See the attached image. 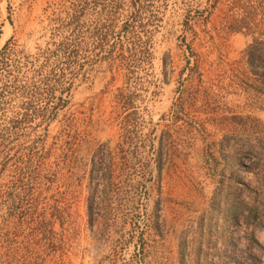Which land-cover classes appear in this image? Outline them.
<instances>
[{
	"label": "rangeland",
	"instance_id": "obj_1",
	"mask_svg": "<svg viewBox=\"0 0 264 264\" xmlns=\"http://www.w3.org/2000/svg\"><path fill=\"white\" fill-rule=\"evenodd\" d=\"M10 38L0 264H264V214L248 215L264 157L257 178L244 166L264 149L263 68L246 62L264 0H0V51Z\"/></svg>",
	"mask_w": 264,
	"mask_h": 264
},
{
	"label": "trees",
	"instance_id": "obj_2",
	"mask_svg": "<svg viewBox=\"0 0 264 264\" xmlns=\"http://www.w3.org/2000/svg\"><path fill=\"white\" fill-rule=\"evenodd\" d=\"M237 18V17H236ZM186 24H188L187 22L188 21H185ZM128 25V22L125 23L124 27H127ZM11 42V38L6 42V44L4 45V47L2 48V50L0 51V58L2 57V55L8 50L9 48V44ZM62 50H60L61 54H63L65 57V60L66 62L68 63V65H70L72 63V56H71V52L69 51V48L67 46L61 48ZM111 49L109 50L108 52V55L111 54ZM107 59V58H106ZM246 62L247 64L253 69V70H257V68H263V71L260 72L259 75H261V77L264 78V40H261V39H255L246 49ZM3 98V93L0 92V99ZM27 103V102H26ZM67 103L66 100H64L63 97H59L58 98V102L55 103L54 107H53V110L51 112H46L44 111V115H42L43 119L46 120L48 119V121L50 122L51 120H53L56 116V110H59L60 108H63L65 106V104ZM27 109V107H25ZM23 115H27V114H23ZM25 119V118H24ZM20 120L17 122H14V125H16L17 123H19ZM48 126L46 127V129H48ZM108 144L107 143H102L101 144V148L100 150H98L95 154H94V157H98V159L100 161H103L105 160L106 156L109 155V151H108ZM250 154L251 156H249L248 158L251 160V163L250 164H244L245 168L247 171L253 173L256 178H257V175H259L262 171H261V165H260V162L263 160V157H264V149L256 146V145H252L250 148ZM238 154V153H237ZM151 155L155 161V164H156V167H157V172L158 174L162 173V161H163V156H164V153H163V148L159 147V148H156L152 149L151 151ZM240 185L239 183H235V192L237 193L239 190L241 191L242 190V187H245V188H251L250 184L247 183V182H244V181H240ZM19 201H22V199L24 198V195H22V197H18ZM14 201L16 199H13ZM15 202H18L17 200ZM241 201H239L238 199L234 201V203L231 204V210H232V217H233V220L234 221H238L239 220V206L241 205ZM249 204V203H247ZM250 211L248 212V215L249 216H256V215H253L254 213L257 214V213H262L264 214V203L261 205V204H256L255 202L250 204ZM261 206V207H260ZM62 211H64V209H62L61 207H55V211L53 212V221H57L59 218V216L61 215H57V214H60L62 213ZM247 215V216H248ZM258 217V214L256 216V218ZM261 221H258V224L257 225H260V226H264V215L263 217H261ZM62 220V219H61ZM47 222V220L44 218L43 219V222L42 223H45ZM50 222V220H49Z\"/></svg>",
	"mask_w": 264,
	"mask_h": 264
}]
</instances>
